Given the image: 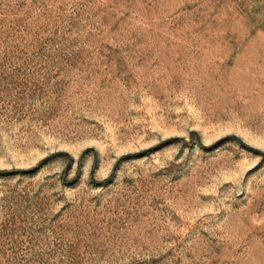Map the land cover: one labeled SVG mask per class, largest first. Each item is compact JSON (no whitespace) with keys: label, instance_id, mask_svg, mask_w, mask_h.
Returning a JSON list of instances; mask_svg holds the SVG:
<instances>
[{"label":"rangeland","instance_id":"obj_1","mask_svg":"<svg viewBox=\"0 0 264 264\" xmlns=\"http://www.w3.org/2000/svg\"><path fill=\"white\" fill-rule=\"evenodd\" d=\"M0 264H264V0H0Z\"/></svg>","mask_w":264,"mask_h":264}]
</instances>
